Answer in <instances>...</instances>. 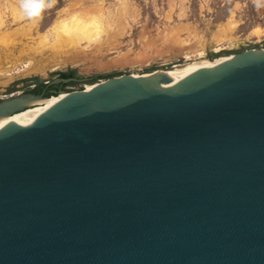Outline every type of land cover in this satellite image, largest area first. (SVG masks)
Listing matches in <instances>:
<instances>
[{"label": "water", "instance_id": "95a60500", "mask_svg": "<svg viewBox=\"0 0 264 264\" xmlns=\"http://www.w3.org/2000/svg\"><path fill=\"white\" fill-rule=\"evenodd\" d=\"M223 59L0 121V264H264V49ZM52 99L12 95L0 120Z\"/></svg>", "mask_w": 264, "mask_h": 264}, {"label": "rangeland", "instance_id": "374dc122", "mask_svg": "<svg viewBox=\"0 0 264 264\" xmlns=\"http://www.w3.org/2000/svg\"><path fill=\"white\" fill-rule=\"evenodd\" d=\"M59 19L95 24L99 34L55 50L64 29L55 28ZM249 49H264V0H0V101L45 87L60 74L73 72L82 81L51 90L74 92ZM28 62L33 71L26 73Z\"/></svg>", "mask_w": 264, "mask_h": 264}, {"label": "bare ground", "instance_id": "6f19581e", "mask_svg": "<svg viewBox=\"0 0 264 264\" xmlns=\"http://www.w3.org/2000/svg\"><path fill=\"white\" fill-rule=\"evenodd\" d=\"M13 7H15V6H13ZM72 17H73V15H72ZM67 25H71V26L74 25L75 29L73 30V27L67 28ZM97 27L98 26L95 25V24L91 25L89 27H79L77 25V23H75V22L67 23L66 19H63V20L61 19L57 23L55 28H57L59 30L63 29V28L64 29L62 30V32H57V35H56L57 36V40L55 41L53 47H54L55 50H63V49H67V48L69 49L73 45L79 44L81 42V40H91L92 38H96L98 36V34H99ZM186 59H189V56H186ZM221 60H224V59L219 58V59H213V60H209V61H206V62L203 61V62H199V63L202 64V65H209V64H211V63H213L215 61H216V63H218ZM194 62H196V61L188 62V63H186V64H184L182 66H187V65H189L191 63H194ZM63 63H65V62H63ZM29 65L30 64L28 62V63H26L25 65L22 66V68H25L26 73L33 71L32 67L29 68L30 67ZM182 66H177L176 68H173V69L169 70L168 72H170L172 70H175V69H178V68H180ZM2 71L3 70L0 69V73ZM91 88H92V85H88V86L85 87V90H89ZM52 97H53V99L51 100V102H43L39 106L37 104L36 106L31 107L30 109H28V110H26L24 112H20V113L14 114L13 116H10L9 118H5V119H2L0 121L5 122V124L8 123V122H12V123H14L16 125L25 124L26 122L35 119L39 114H41L48 107L53 105L56 101H58L63 96L58 95V96H52Z\"/></svg>", "mask_w": 264, "mask_h": 264}, {"label": "trees", "instance_id": "16d2710c", "mask_svg": "<svg viewBox=\"0 0 264 264\" xmlns=\"http://www.w3.org/2000/svg\"><path fill=\"white\" fill-rule=\"evenodd\" d=\"M74 78V73L70 72L68 74H60V79H73ZM71 84H74L71 82ZM44 87V85L39 84L38 86H36L30 93L31 94H39L40 90ZM56 87L55 85L50 86L49 88H54Z\"/></svg>", "mask_w": 264, "mask_h": 264}, {"label": "flooded vegetation", "instance_id": "af4514ba", "mask_svg": "<svg viewBox=\"0 0 264 264\" xmlns=\"http://www.w3.org/2000/svg\"><path fill=\"white\" fill-rule=\"evenodd\" d=\"M51 88H45V87H43L41 90H40V92H39V94H41V93H44V96H47V95H49L50 93H51ZM54 92V91H53ZM54 93H56V92H54Z\"/></svg>", "mask_w": 264, "mask_h": 264}, {"label": "built area", "instance_id": "2783aa9c", "mask_svg": "<svg viewBox=\"0 0 264 264\" xmlns=\"http://www.w3.org/2000/svg\"><path fill=\"white\" fill-rule=\"evenodd\" d=\"M83 90H85V88Z\"/></svg>", "mask_w": 264, "mask_h": 264}]
</instances>
